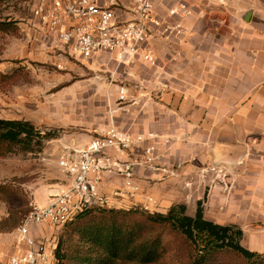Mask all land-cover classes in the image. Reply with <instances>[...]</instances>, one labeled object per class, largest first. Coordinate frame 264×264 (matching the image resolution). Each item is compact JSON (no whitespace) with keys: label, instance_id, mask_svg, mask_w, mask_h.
I'll list each match as a JSON object with an SVG mask.
<instances>
[{"label":"crops","instance_id":"1","mask_svg":"<svg viewBox=\"0 0 264 264\" xmlns=\"http://www.w3.org/2000/svg\"><path fill=\"white\" fill-rule=\"evenodd\" d=\"M180 1L193 11L183 19L189 34L152 37L146 48L155 65L142 60L118 65L105 53L91 59L112 56L134 76L122 82L132 81L137 91L134 104L119 110L118 128L145 137L133 148L134 158L153 146L175 176L141 166L134 170L139 186L134 199L118 195L125 187L121 176L105 174L101 189L117 209L149 206L166 213L183 204L194 216L202 201L206 219L239 226L242 245L264 253V0H154L155 16L179 21L169 10ZM122 4L118 17L130 21L128 2ZM217 144L219 159L213 153ZM235 147L245 148L239 161L223 160L236 157ZM68 185L52 186L37 204L49 205ZM31 232L54 256V229L43 224ZM26 249L15 238L0 240L6 257Z\"/></svg>","mask_w":264,"mask_h":264},{"label":"rangeland","instance_id":"2","mask_svg":"<svg viewBox=\"0 0 264 264\" xmlns=\"http://www.w3.org/2000/svg\"><path fill=\"white\" fill-rule=\"evenodd\" d=\"M37 2L0 4V22L6 24L0 31V119L25 120L51 134L40 150L0 157L1 243L11 242L45 191L68 185L58 163L65 146L85 147L110 126L118 128L117 114L126 106L119 89L123 80H134L112 56L85 61L52 50L32 15ZM125 82L136 93L135 84ZM63 228L54 230L56 247Z\"/></svg>","mask_w":264,"mask_h":264},{"label":"built area","instance_id":"3","mask_svg":"<svg viewBox=\"0 0 264 264\" xmlns=\"http://www.w3.org/2000/svg\"><path fill=\"white\" fill-rule=\"evenodd\" d=\"M123 1L128 2L130 21H120L118 17L117 11ZM192 12L185 2H178L169 10V16L179 19L173 23L155 16L154 0H38L32 15L54 51L70 52L83 60H91L99 53L111 54L118 65H133L138 60L155 65L156 58L146 44L154 36H187L189 30L183 19ZM132 99L129 89L120 87L119 102L127 105L134 103ZM145 140L143 135L110 126L85 147L75 143L65 146L58 163L70 184L54 195L49 205L34 206L14 236L17 246L27 249L7 257L0 253V264H57L47 247L34 237L32 227L46 224L54 230L60 229L86 208L112 207L111 200L101 189L105 174L123 177L125 187L118 195L130 199L139 191L135 183L136 167L144 166L175 176L161 164L153 146L145 148L142 158L132 156L133 148Z\"/></svg>","mask_w":264,"mask_h":264},{"label":"trees","instance_id":"4","mask_svg":"<svg viewBox=\"0 0 264 264\" xmlns=\"http://www.w3.org/2000/svg\"><path fill=\"white\" fill-rule=\"evenodd\" d=\"M50 138L28 121L0 119V157L40 150ZM242 239L239 226L206 219L202 201L194 216L183 204L166 213L92 206L64 226L54 257L57 264H264V253Z\"/></svg>","mask_w":264,"mask_h":264},{"label":"water","instance_id":"5","mask_svg":"<svg viewBox=\"0 0 264 264\" xmlns=\"http://www.w3.org/2000/svg\"><path fill=\"white\" fill-rule=\"evenodd\" d=\"M247 14L249 15L250 13H247ZM220 146H221V145L217 144V145L213 148L214 156H215L217 159L222 158V157H220L219 154H218V151H219ZM234 150L237 152L236 157H235L234 159H227V158H225V159H223V160H225V161H229V162H237V161H239V159H240V158L244 155V153H245V148H244V147H235Z\"/></svg>","mask_w":264,"mask_h":264}]
</instances>
